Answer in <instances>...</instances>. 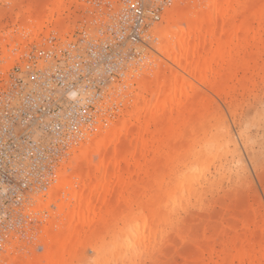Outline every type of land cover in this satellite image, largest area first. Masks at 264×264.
Masks as SVG:
<instances>
[{
    "label": "rangeland",
    "instance_id": "rangeland-1",
    "mask_svg": "<svg viewBox=\"0 0 264 264\" xmlns=\"http://www.w3.org/2000/svg\"><path fill=\"white\" fill-rule=\"evenodd\" d=\"M53 1L58 0H0V36L15 43L14 47L7 45L6 48L10 54L18 55L19 60L5 73H0V87L12 74L13 67L22 63L24 55L33 47L46 45L53 37L59 41H69L79 36L86 28L87 20L99 12L93 4L94 0H63L64 4L57 13V5L54 9L50 5ZM47 2L49 6L44 8ZM176 4L179 8L188 6V10H196L201 9L203 2L170 0L162 21L149 32L152 50L147 52L142 70L137 71L133 79L140 78L147 68H154L156 73L157 67L153 61L158 59L161 61L157 73L165 72L164 77L167 78L172 63L157 53L156 46L161 39L156 31L165 25L170 9L177 7ZM41 9H45L43 19L52 22H45L49 32L43 28L40 33L36 30L34 37L21 36L25 25L31 23L29 17ZM178 26L186 27L183 23ZM57 30H62L60 35ZM251 59L246 48L241 46L238 54L234 55L231 72L222 76L219 91L210 90L207 84L198 83L193 76L176 68L177 78L183 77L191 88L192 113L184 122L178 123V129L174 132V138H180L181 143L174 155L173 167L166 172L163 169L165 157L157 158L156 182L149 189L146 188L137 203L136 192L129 195L134 211H139L141 206L151 207L160 214V220L154 226L159 231L156 238L144 239L139 234L135 247L139 259L132 262L127 260L125 264H200L204 255L208 257L205 250L211 252L209 256L215 260L218 254L223 256L221 252H233V245L247 237H250V252L256 257L252 264H264V42L256 46V57L249 63ZM133 79L128 76L118 85V116L105 117L103 125L118 118L136 117L139 113V117L144 116L146 103L151 97L143 94L144 104L132 111L130 106L136 94L142 95L137 84H128ZM72 156L71 152L64 163L67 164ZM203 157L207 158L203 170L199 166L197 168V174L202 175L201 181H195V177L186 180L185 169L191 165H195V168L196 160ZM166 176L168 178L164 179ZM208 179L213 182L212 185H209ZM167 181L169 183L165 188ZM145 182L147 179L144 177L143 184ZM174 190L178 197L173 204L167 205L166 196ZM51 209L56 210L54 206ZM124 220V217H114L108 228L100 229L95 237L84 242L74 259L66 264H118V248L115 247ZM37 230L34 228L28 231L32 233L19 237L20 242L24 243L19 249L20 254L25 250H28L26 254L31 251L29 255L34 253L32 250L35 251L34 257L44 254V244L33 249L30 247ZM106 251L109 252L104 258L101 257L100 253ZM234 264L249 263L245 259Z\"/></svg>",
    "mask_w": 264,
    "mask_h": 264
},
{
    "label": "bare ground",
    "instance_id": "bare-ground-1",
    "mask_svg": "<svg viewBox=\"0 0 264 264\" xmlns=\"http://www.w3.org/2000/svg\"><path fill=\"white\" fill-rule=\"evenodd\" d=\"M197 1L203 2L199 10H188V6L185 9L179 8L176 4L177 7L170 9L165 25L156 31L161 39L156 51L172 63L167 78L165 72L157 73L161 61L158 59L153 61L157 67L156 73L154 68H147L140 78H132L128 83L137 84L142 94H136L130 106L132 111L144 104L143 94L151 97L146 103L144 116L139 117V113L136 117L118 118L106 126L99 125L91 138V134H87L78 143L77 138L70 141L73 145L69 147L65 160L71 152L73 156L67 164L64 160L55 169V183L50 187L47 198H37L40 216L43 212L48 215L44 214L46 223L37 230V236L30 247L33 249L42 243L45 245L44 254L34 257L33 250L31 255V251L26 254L28 250L20 254L19 249L24 243L16 237L8 241L6 254L0 258V264H66L74 259L76 251L84 242L95 237L100 229L108 228L114 217L125 219L115 247L118 248V264L139 259L138 251H135L139 234L144 239L156 238L159 231L154 226L159 223L160 214L144 206L134 211L129 195L136 192L137 203L138 197L156 182L157 158L165 157L163 169L166 172L174 165V155L181 143L180 138H174V132L178 129V123L190 117L193 105L189 94L191 88L183 77L177 78L176 68L193 76L198 83L207 84L210 90L219 91L222 76L231 72L234 55L238 54L240 47H245L252 57L250 63L256 57V46L264 42L263 0ZM63 4V0L50 2L52 9L57 5V13ZM48 6L47 2L44 8ZM44 10H37V13L29 17L31 23H24L26 25L21 36L34 37L37 35L36 30L39 33L47 30L45 22L48 20L43 19ZM179 23L186 27L178 26ZM58 31L60 35L62 30ZM7 45L14 47L15 43L0 36V73H5L19 61L18 55L10 54ZM249 63L247 69L250 68ZM131 74L133 72L128 75ZM117 116L118 113L110 117ZM186 130L189 131L188 128ZM205 160L206 157L196 160L195 168V165H191L185 169L186 180L195 177V181H201L202 175L197 174V168L199 166L203 170ZM144 177L147 182L143 184ZM207 182L209 185L213 183L209 179ZM165 183L166 188L169 182ZM177 197L176 190L167 194V205L173 204ZM51 206L56 210H52ZM124 236L127 238L123 239ZM249 238H244L239 244L235 241L236 245L232 244L231 247L233 252H221L223 256L218 254L215 260L209 256L211 252L205 250L208 257L204 255L200 264H234L245 259L252 264L256 257L250 252ZM107 252L100 253V256L104 258ZM149 252L152 253L150 249Z\"/></svg>",
    "mask_w": 264,
    "mask_h": 264
},
{
    "label": "built area",
    "instance_id": "built-area-1",
    "mask_svg": "<svg viewBox=\"0 0 264 264\" xmlns=\"http://www.w3.org/2000/svg\"><path fill=\"white\" fill-rule=\"evenodd\" d=\"M93 4L99 12L79 36L33 47L0 87V258L9 240L42 227L37 198H47L70 141L118 113V85L143 66L170 0Z\"/></svg>",
    "mask_w": 264,
    "mask_h": 264
}]
</instances>
